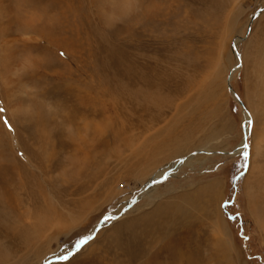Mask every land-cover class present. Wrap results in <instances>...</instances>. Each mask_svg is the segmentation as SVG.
<instances>
[{"label": "rangeland", "instance_id": "obj_1", "mask_svg": "<svg viewBox=\"0 0 264 264\" xmlns=\"http://www.w3.org/2000/svg\"><path fill=\"white\" fill-rule=\"evenodd\" d=\"M8 7L0 264H264V0ZM48 208L60 217L32 231Z\"/></svg>", "mask_w": 264, "mask_h": 264}, {"label": "bare ground", "instance_id": "obj_2", "mask_svg": "<svg viewBox=\"0 0 264 264\" xmlns=\"http://www.w3.org/2000/svg\"><path fill=\"white\" fill-rule=\"evenodd\" d=\"M7 2H5V0H0V5L2 4V3H4V5H5V8H4V10L3 11H5L6 10V12H9V2H10V0H6ZM9 10H8V9ZM145 12H147V10L145 9ZM231 80V76L229 75L228 76V78L226 79V81H227V83H229L228 81H230ZM70 131V130H69ZM245 134V133H244ZM70 135V134H69ZM76 136V135H75ZM77 137V136H76ZM72 138H73V135H72ZM242 145H243V140H242V143H241ZM240 144V145H241ZM240 145H239V147H240ZM75 146H76V142H75ZM78 146V145H77ZM76 146V147H77ZM241 148V147H240ZM239 148V149H240ZM239 149L237 150V151H239ZM236 151V152H237ZM192 157H193V155H192ZM44 158V157H43ZM75 159V158H74ZM190 159H191V157H189L188 159H177V160H174V161H172L171 163H169L170 164V169H168L167 167L169 166L168 164L166 165V166H164V169H162L161 168V170H159L158 172H155L154 173V175L149 179V181H146L147 183L141 188V194H146V189H147V187L149 186V185H152V186H155L156 185V182H157V180L161 177V176H164L165 174H169V173H174L175 172V170L180 166V164H185V163H188L189 161H190ZM43 160V159H42ZM34 161V160H33ZM39 161V160H38ZM72 161V160H71ZM184 161V162H183ZM183 162V163H182ZM56 163V162H55ZM55 163L54 164H52V166L51 167H53L54 168V166H55ZM58 163V162H57ZM75 163V162H74ZM73 163V164H74ZM19 164V163H18ZM58 165V164H57ZM45 166V165H44ZM48 167V166H47ZM22 168V167H21ZM24 168V167H23ZM22 168V169H23ZM58 168V167H57ZM166 168H167V170H166ZM165 170H166V172H165ZM28 173V172H27ZM45 173H46V170H45ZM44 173V174H45ZM79 174V173H78ZM165 177H166V175H165ZM33 178V177H32ZM25 179H27V178H25ZM24 180V179H23ZM34 180V179H33ZM27 181V180H26ZM26 181H25V183H26ZM261 181V180H260ZM259 181V182H260ZM21 183V182H20ZM260 188V187H259ZM262 189H263V187H262ZM41 193V192H40ZM5 200V199H4ZM0 201H1V199H0ZM48 203V202H47ZM52 207V206H51ZM62 215V214H61ZM38 216V219L40 220L39 221V223L38 224H35L34 225V227H33V229H31L32 231L34 230V229H36V231H37V229L39 228V227H47V226H52V225H50L49 223V218L51 219L52 218V216H57L58 218L60 217L59 216V213L57 212V211H55L54 209H52V208H48V209H46L45 211H43V213H40V214H38L37 215ZM5 217H4V213L2 214V213H0V219L1 220H3ZM0 220V221H1ZM56 223V222H55ZM58 223V222H57ZM60 223V222H59ZM54 227V226H53ZM9 228H11V230L13 231V230H15V228H14V226H10ZM31 228H32V226H31ZM52 228V227H51ZM29 229L30 228H28V232H29ZM98 228H94L93 230L94 231H96ZM10 232V231H9ZM14 232H18V233H16L17 235H18V237L20 238V239H22L23 238V236L26 238L27 237V235H30V234H28L27 232H24V231H18V230H15ZM30 233V232H29ZM34 233V232H33ZM133 235V234H132ZM136 239V238H135ZM134 240V239H133ZM130 249H132V250H134L133 248H130ZM2 252V250L0 249V258H2V256H3V254L1 253ZM127 254V253H126ZM134 255H136V254H134ZM119 256V255H118ZM176 258H175V262H177L178 261V255H176L175 256ZM174 259V258H173ZM2 260V259H1ZM125 260V259H124ZM157 261V260H156Z\"/></svg>", "mask_w": 264, "mask_h": 264}, {"label": "snow or ice", "instance_id": "obj_3", "mask_svg": "<svg viewBox=\"0 0 264 264\" xmlns=\"http://www.w3.org/2000/svg\"><path fill=\"white\" fill-rule=\"evenodd\" d=\"M61 55H63V53H61ZM4 109L0 108V112H3ZM5 124L7 125L8 122L5 120ZM253 126V120L251 118V113L247 114V116L245 117V127H247L249 129V131L251 130ZM9 130L11 131V126L8 125ZM249 146L247 143L243 144V148L247 149ZM244 155V159L247 160L248 158V152L244 151L243 153ZM247 165H242V167H246ZM115 217L111 216V215H105L104 216V221H110V220H114ZM229 219H233V217H229ZM94 238L93 233H89L88 235H81L78 239H76L74 242H72V244L70 245L69 249L67 250L66 253H62L60 256L61 260H68L69 257H71L72 255H74V253L79 252L80 249L82 248V246L86 245L90 240H92ZM243 239L246 241L249 239V237L247 236H243Z\"/></svg>", "mask_w": 264, "mask_h": 264}, {"label": "water", "instance_id": "obj_4", "mask_svg": "<svg viewBox=\"0 0 264 264\" xmlns=\"http://www.w3.org/2000/svg\"><path fill=\"white\" fill-rule=\"evenodd\" d=\"M229 82V81H228ZM229 85V88L231 89V86L230 84L228 83ZM233 92V91H232ZM233 95L236 97V99L240 102V99L238 98V96L233 92ZM246 143V134H244V137H243V144ZM243 148V146H242ZM237 148L235 149L234 152H236ZM239 152V151H238ZM100 224L96 225L95 228H98Z\"/></svg>", "mask_w": 264, "mask_h": 264}]
</instances>
